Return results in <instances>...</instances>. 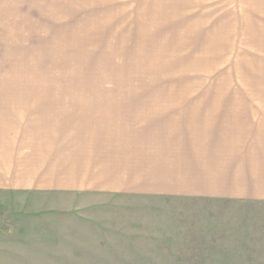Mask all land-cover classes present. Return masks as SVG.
I'll list each match as a JSON object with an SVG mask.
<instances>
[{
    "label": "rangeland",
    "instance_id": "1",
    "mask_svg": "<svg viewBox=\"0 0 264 264\" xmlns=\"http://www.w3.org/2000/svg\"><path fill=\"white\" fill-rule=\"evenodd\" d=\"M37 6L0 18V132L13 150L0 264H264V200L211 190V138L190 146L197 191L157 168L177 162H155L157 140L187 128L149 116L229 87L226 35L182 33L162 0Z\"/></svg>",
    "mask_w": 264,
    "mask_h": 264
},
{
    "label": "crops",
    "instance_id": "2",
    "mask_svg": "<svg viewBox=\"0 0 264 264\" xmlns=\"http://www.w3.org/2000/svg\"><path fill=\"white\" fill-rule=\"evenodd\" d=\"M58 1L61 0H0V18L28 17L30 11L38 10V3ZM94 1L128 3L151 0ZM162 1L178 5L182 33L206 32L200 28L210 27L207 33L226 35L223 48L238 52L234 53L237 59L232 58L231 52L228 61L230 80L228 78L226 90L198 91L189 96L177 93L182 100L174 102V106L164 105L163 113L158 117L149 116L150 121H155L163 129L187 128L175 133L181 137L178 140L165 135L156 143L159 150L155 162H177L178 169L169 168L168 164L163 167L164 163L157 168L167 169L169 178L174 176L184 183L187 181L184 188L199 190L194 186L199 173L192 171L198 168L193 163L200 161L194 158L195 150L190 146L192 139L211 138L212 144L205 147L208 158L201 159L204 166L211 169L207 176L211 180L206 183L213 187L211 190L233 198L264 200V0ZM31 15L39 16L37 12ZM184 21L187 29H184ZM0 94L6 93L0 91ZM184 97L194 100L184 101ZM3 98L5 96L0 95V99ZM4 104L5 101L0 100V111ZM171 109L179 111L172 112ZM2 115L4 113L0 112ZM7 120L9 122L10 118ZM148 155L152 162V151ZM12 163V140L10 136H0V191L11 187Z\"/></svg>",
    "mask_w": 264,
    "mask_h": 264
}]
</instances>
